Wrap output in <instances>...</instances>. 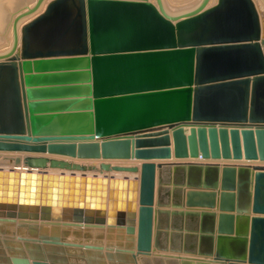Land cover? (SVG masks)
Instances as JSON below:
<instances>
[{"label": "water", "instance_id": "1", "mask_svg": "<svg viewBox=\"0 0 264 264\" xmlns=\"http://www.w3.org/2000/svg\"><path fill=\"white\" fill-rule=\"evenodd\" d=\"M210 2L37 0L14 19L0 264H264V12ZM200 213L207 246L163 245V216Z\"/></svg>", "mask_w": 264, "mask_h": 264}, {"label": "crops", "instance_id": "2", "mask_svg": "<svg viewBox=\"0 0 264 264\" xmlns=\"http://www.w3.org/2000/svg\"><path fill=\"white\" fill-rule=\"evenodd\" d=\"M166 1H168L172 7H185V6L195 7L202 0H166ZM154 161L160 162V160H154ZM114 164L129 166V165H136L137 163L124 162V163H114ZM137 165H140V163ZM218 202H219V198H218ZM198 211L202 213L204 211L207 212L208 210H198ZM216 212L219 214L218 210ZM201 213L198 217H190L187 215H177V214L163 216V221H162L163 236L161 239L163 245L169 247L173 245L174 246L187 245V246H196L198 248L207 246L206 244L207 235H208L209 226H211L212 223V219L210 217H203ZM215 221L216 223H218V216L215 219Z\"/></svg>", "mask_w": 264, "mask_h": 264}, {"label": "rangeland", "instance_id": "3", "mask_svg": "<svg viewBox=\"0 0 264 264\" xmlns=\"http://www.w3.org/2000/svg\"><path fill=\"white\" fill-rule=\"evenodd\" d=\"M37 0H2L1 3V9L3 10V13L5 14V23L3 24V28L0 31V53L6 51V49H10L12 45V28H13V21L15 17L19 14V10L24 9V7L29 6L33 7L35 2ZM260 4L262 5V8L264 9L263 3H261V0H258ZM0 3V4H1ZM164 3L166 5V8L170 12H183L185 10H188L192 7L185 6V7H172L170 3L166 0H164ZM11 44V45H10ZM4 50V51H3Z\"/></svg>", "mask_w": 264, "mask_h": 264}, {"label": "bare ground", "instance_id": "4", "mask_svg": "<svg viewBox=\"0 0 264 264\" xmlns=\"http://www.w3.org/2000/svg\"><path fill=\"white\" fill-rule=\"evenodd\" d=\"M1 1L2 0H0V3H1ZM14 1V0H13ZM164 1V0H163ZM215 0H212V2H214ZM212 2H210V3H212ZM36 3V2H35ZM261 3H263V5H264V1L263 0H261ZM1 5H2V3L0 4V31L2 30V28H3V24L5 23V14L3 13V10L4 9H1ZM35 5V4H34ZM164 5H165V3H164ZM261 5V4H260ZM27 7V6H26ZM29 7V6H28ZM165 7H166V5H165ZM32 8V7H31ZM44 8H45V5H44V7L42 8V11L44 10ZM260 8L262 9V11L264 12V9L262 8V5L260 6ZM167 9V8H166ZM22 11H23V9L22 10H19V14L20 13H22ZM41 11V12H42ZM167 11L168 12H170L168 9H167ZM170 13H176V12H170ZM179 13H182V12H177L176 14H179ZM18 14V15H19ZM17 15V16H18ZM16 16V17H17ZM15 17V18H16ZM32 17H29V18H27L25 21H24V23L25 22H27V21H29V19H31ZM12 32H13V28H12ZM12 38H13V35H12ZM11 41H13V39L11 40ZM11 45V44H10ZM7 50V49H6ZM4 51V50H3ZM173 147V146H172ZM172 153H173V148H172ZM14 156H16V154H14ZM2 157V155H0V158ZM172 158H173V156H172ZM1 162L0 163H4V161L3 160H0ZM170 161V160H169ZM244 162H245V160H243ZM124 162H134V163H137V164H139L140 162H139V160H134V161H124ZM124 162H115V163H124ZM5 163H7V162H5ZM85 164H96V165H98L99 163L98 162H84ZM113 165H116V164H114V163H112ZM136 164V165H137ZM121 165V164H120ZM130 166V165H129ZM4 168H6V167H4ZM9 168V167H8ZM0 169H3L1 166H0ZM20 171H23V169H20ZM36 171V170H35ZM47 172H49V173H67V172H63V171H52V170H48ZM76 174H79V175H81V173H76ZM87 175H90V176H94V175H100V176H108V177H115V178H122V179H136V178H139V174H131V173H114V172H112V173H86ZM218 198H219V196H218ZM218 201V200H217ZM218 209H216L215 211H217ZM211 212H213V211H211ZM219 212V211H218ZM217 213V212H216ZM217 215H219L218 213H217Z\"/></svg>", "mask_w": 264, "mask_h": 264}]
</instances>
